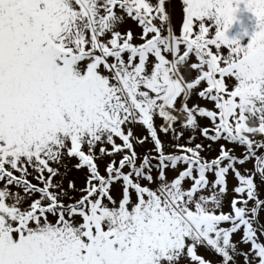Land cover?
<instances>
[{
    "label": "snow or ice",
    "instance_id": "obj_1",
    "mask_svg": "<svg viewBox=\"0 0 264 264\" xmlns=\"http://www.w3.org/2000/svg\"><path fill=\"white\" fill-rule=\"evenodd\" d=\"M0 264H264V0H0Z\"/></svg>",
    "mask_w": 264,
    "mask_h": 264
},
{
    "label": "rangeland",
    "instance_id": "obj_2",
    "mask_svg": "<svg viewBox=\"0 0 264 264\" xmlns=\"http://www.w3.org/2000/svg\"><path fill=\"white\" fill-rule=\"evenodd\" d=\"M240 7L241 9H243V5H241ZM236 15L238 17V20L233 23V26L228 30L227 35L230 38L237 37L241 45L244 46L250 38L251 32L255 29V17L251 12L247 10L238 11ZM244 30H246L249 35H241ZM230 182L234 183L235 181L230 180Z\"/></svg>",
    "mask_w": 264,
    "mask_h": 264
}]
</instances>
